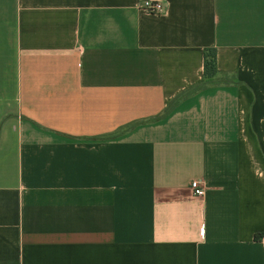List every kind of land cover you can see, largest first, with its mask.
<instances>
[{
    "label": "crops",
    "instance_id": "1",
    "mask_svg": "<svg viewBox=\"0 0 264 264\" xmlns=\"http://www.w3.org/2000/svg\"><path fill=\"white\" fill-rule=\"evenodd\" d=\"M141 1L0 0V264H264V0Z\"/></svg>",
    "mask_w": 264,
    "mask_h": 264
},
{
    "label": "trees",
    "instance_id": "2",
    "mask_svg": "<svg viewBox=\"0 0 264 264\" xmlns=\"http://www.w3.org/2000/svg\"><path fill=\"white\" fill-rule=\"evenodd\" d=\"M216 73V50L214 47H208L204 50V61H203V74L204 80L201 84H205L207 82L212 81L213 76ZM178 95L175 99L179 98ZM171 105V104H170ZM168 105L166 107L165 113L170 112L171 106Z\"/></svg>",
    "mask_w": 264,
    "mask_h": 264
},
{
    "label": "built area",
    "instance_id": "3",
    "mask_svg": "<svg viewBox=\"0 0 264 264\" xmlns=\"http://www.w3.org/2000/svg\"><path fill=\"white\" fill-rule=\"evenodd\" d=\"M137 9L147 13H157L164 9V4L158 0H142L138 3ZM192 193L195 196H202L204 188L197 180L191 182Z\"/></svg>",
    "mask_w": 264,
    "mask_h": 264
}]
</instances>
